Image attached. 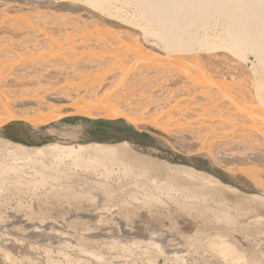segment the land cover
<instances>
[{
    "label": "bare ground",
    "instance_id": "obj_1",
    "mask_svg": "<svg viewBox=\"0 0 264 264\" xmlns=\"http://www.w3.org/2000/svg\"><path fill=\"white\" fill-rule=\"evenodd\" d=\"M156 54L166 60L153 61L150 57ZM243 89L247 98L238 96ZM118 91L124 95L114 97ZM71 92L90 93L93 99L107 92L112 109L132 108L135 126L158 130L186 156L197 154L235 180L247 179V189L258 193L242 195L235 186L194 166L135 164L100 145L70 142L80 139V133L89 135L85 118L62 130L63 141L50 145L44 157L34 156L23 145L11 146L3 138L7 133L28 137L29 125L14 122L0 127V155L3 150L8 156L21 154L17 159L25 164L0 159V173L9 174L17 193L29 185L28 175L20 173L40 177L46 171L68 173L65 161L73 159L76 167L84 166L87 172L102 165L138 173L140 185L151 181L153 188L165 192L170 205L197 211V221L205 228L216 225L211 238L242 230L233 227L234 221L226 227L217 224L221 217L229 222L225 214L230 210L239 222L260 221L264 212V0H0V103L3 98H20L14 105L33 104L27 99L42 94L45 99H66ZM236 105L247 113L244 108L232 109ZM126 123L131 122L120 119L110 124L130 130ZM54 125L47 126V132L56 133ZM160 173H165L164 178ZM46 189L57 194L54 184ZM231 194L239 195L238 204L232 205L227 197ZM148 224V233L158 232L160 238L154 242L164 252H169L168 241L181 238L176 236L179 233L166 236L156 219ZM260 232L257 228L244 235ZM199 233L210 235L205 229ZM132 234L147 235L142 226ZM211 241L215 263L224 251L232 250L223 239Z\"/></svg>",
    "mask_w": 264,
    "mask_h": 264
},
{
    "label": "rangeland",
    "instance_id": "obj_2",
    "mask_svg": "<svg viewBox=\"0 0 264 264\" xmlns=\"http://www.w3.org/2000/svg\"><path fill=\"white\" fill-rule=\"evenodd\" d=\"M118 92L113 96L124 95ZM71 95L77 94L71 92ZM46 99L67 101L57 97ZM78 118H65L60 120H65L63 123H54L56 133L47 132V126L37 131L27 126L28 137H14L7 133L3 138L11 146L23 145L34 156L44 157L43 153L50 145L63 141L59 137L62 130L81 122ZM87 120L84 129L89 131L90 136L80 133V139L70 142L100 145L104 150L124 154L130 163L135 164L142 161L151 165L194 166L210 172L225 184L235 186L242 195L258 193L247 189V179L235 180L232 175L209 166V162L204 157L200 159L197 154L186 156L158 130L126 123L131 128L129 130L110 124L115 120ZM154 133H159L165 140L155 137ZM123 146H127V149L124 150ZM19 156L21 154L8 156L3 150L0 159L25 166L23 159H17ZM45 157L46 161H50L51 158ZM190 158L193 159L190 161ZM73 162V159L65 161L68 173L46 171L42 177L36 173H20L28 175L26 179L29 185L21 186L18 193L7 178L9 174L0 173V264H264V212L260 215V221L255 223L249 219L239 222L235 218L236 213L230 210L225 214L229 222L221 217L217 224L226 227L234 221L233 227L238 226L242 230L237 229L222 238H211L217 231L212 226L216 225L205 228L197 221V211L187 212L170 205L165 192L153 188L151 181L145 187L140 185L138 173H121L117 167L112 169L102 165L87 172L84 166L76 167ZM35 168L39 169L38 166ZM23 169L30 172L29 168ZM160 174L164 178L165 173ZM49 184L55 185L57 194L54 190L51 193L46 189ZM227 197L232 205L239 203V195ZM153 219H156L165 235H181L179 240L168 241L169 245L161 243V247H169V252H164L154 242L160 238L158 232L148 233V223H152ZM139 226L147 233L145 238L132 234ZM257 228L260 233L245 237L246 232ZM204 229L208 230V237L200 236L199 232ZM124 230L130 232L125 234ZM29 231L35 236H28ZM112 232L120 236L116 237ZM148 237L151 240L145 241ZM222 239L230 243L232 250L231 253L224 251L219 257L220 261L215 263L213 256L216 255L209 242H220Z\"/></svg>",
    "mask_w": 264,
    "mask_h": 264
},
{
    "label": "water",
    "instance_id": "obj_3",
    "mask_svg": "<svg viewBox=\"0 0 264 264\" xmlns=\"http://www.w3.org/2000/svg\"><path fill=\"white\" fill-rule=\"evenodd\" d=\"M150 58H152L153 61H160L161 59L166 60V58L161 54H156L154 56H151ZM108 86L109 85H107V88ZM88 95H90V93L85 95L78 94L76 96L71 95L70 97H65V100L67 101L60 102L52 99L46 100V94H42L39 95L38 98L27 99L33 102V104L26 105H14V103H16L20 98H3V103H5V105L2 106L3 104L0 103V107L3 108H0V127L14 122L24 123L29 125L30 127L36 128L45 127L59 122L62 119L70 117H79L92 120L121 119L127 122H131V124L135 125L133 122L135 118L134 116L130 115V112H132V108L112 109L110 106V102H108V99L110 100L111 97L109 98V94L107 92H102L101 97H99L98 99L90 98L91 96L89 97ZM226 95L227 94L225 93L222 96L227 100L228 95ZM238 96L246 97L245 90L243 89L238 91ZM72 97L74 98L72 99ZM221 99H219V102H221ZM79 100L82 101L79 102ZM99 102H104V104L107 106V109L101 107L102 105H100ZM237 107H239V109L244 108L241 105H236L235 107H232V109H236ZM243 111H246L247 113V110L245 108L243 109ZM258 117L260 118L259 114Z\"/></svg>",
    "mask_w": 264,
    "mask_h": 264
}]
</instances>
